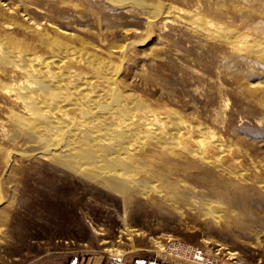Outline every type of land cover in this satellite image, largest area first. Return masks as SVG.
Returning <instances> with one entry per match:
<instances>
[{
	"label": "rangeland",
	"instance_id": "rangeland-1",
	"mask_svg": "<svg viewBox=\"0 0 264 264\" xmlns=\"http://www.w3.org/2000/svg\"><path fill=\"white\" fill-rule=\"evenodd\" d=\"M72 1L83 4L87 11L58 8L61 11L50 15L51 21L62 29L67 25L82 33L87 29V39L96 44L103 43L97 36L99 30L112 44L132 41L127 65L136 90L163 114L175 109L194 126L199 121L201 127L224 137L225 144L231 143L235 150L233 156L227 155L226 164L242 174L224 175L187 165V175L193 174L187 181L199 187L198 193L219 201L224 210L232 208L230 216L216 218L202 214L193 203L179 201L174 207L159 196L134 195L125 201L119 193L63 169L50 158H22L15 179L3 180L1 185L0 195L9 202L0 203L4 211L0 213V264H135L137 260L151 264H264V106L241 92L235 77L239 71L238 77L254 73L230 57L226 45L199 35L178 20L147 28L141 8L124 11L108 0ZM159 1L191 7L181 0ZM47 2L41 9L32 7L34 20L51 13ZM248 3L255 7L254 20L260 27L259 31L244 29L262 33L264 0ZM234 157L238 159L234 161ZM221 191L236 198L232 202L221 199Z\"/></svg>",
	"mask_w": 264,
	"mask_h": 264
},
{
	"label": "bare ground",
	"instance_id": "bare-ground-1",
	"mask_svg": "<svg viewBox=\"0 0 264 264\" xmlns=\"http://www.w3.org/2000/svg\"><path fill=\"white\" fill-rule=\"evenodd\" d=\"M46 1L51 13L34 20L32 7L41 9ZM182 1L191 7L159 0H108L124 11L136 7L144 10L147 28L178 20L199 35L226 45L230 57L254 73L240 77V71L235 73L239 79L236 85L264 106V80L256 79L264 77V26L258 34L244 29L259 31L260 27L250 0ZM64 7L87 11L72 0H0V191L3 180L15 179L21 170L20 159L38 156L100 183L125 201L134 195L159 196L173 205L179 201L193 203L204 215L230 216L232 208L224 210L219 201L198 193L199 187L187 181L193 174L187 175L186 167L192 164L224 175L242 174L226 164L227 155L233 156L235 151L232 144L226 145L224 137L201 127L199 121L194 126L175 109L164 114L155 109L130 78L132 70L127 64L133 42L112 44L99 30L97 36L103 43L96 44L87 39V29L85 33L70 25L62 29L50 15L65 11ZM180 186L189 193L180 191ZM222 192L221 199L232 202L236 198ZM3 202L8 204L9 199L0 195Z\"/></svg>",
	"mask_w": 264,
	"mask_h": 264
},
{
	"label": "crops",
	"instance_id": "crops-1",
	"mask_svg": "<svg viewBox=\"0 0 264 264\" xmlns=\"http://www.w3.org/2000/svg\"><path fill=\"white\" fill-rule=\"evenodd\" d=\"M135 264H151L150 262H146L145 260H137Z\"/></svg>",
	"mask_w": 264,
	"mask_h": 264
}]
</instances>
